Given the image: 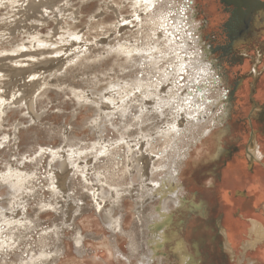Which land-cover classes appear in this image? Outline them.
Listing matches in <instances>:
<instances>
[{
	"label": "rangeland",
	"instance_id": "1",
	"mask_svg": "<svg viewBox=\"0 0 264 264\" xmlns=\"http://www.w3.org/2000/svg\"><path fill=\"white\" fill-rule=\"evenodd\" d=\"M29 1L0 0V25L3 26L0 29V58L45 49H55L57 52L20 56L17 61H5L13 68H25L38 62L36 66L42 68L29 77L14 76L9 70L0 71V94H4L10 89L14 92L8 99L5 96H0V107L2 109L0 113V174L3 171L5 172L7 166L14 165L19 166L21 172H27L31 180L28 184L29 187L21 194L22 196L16 198L19 202L16 203L15 209H23L27 214L26 219L6 226H2L6 222L0 221L2 236L8 239V242H12L8 246L0 248V264H18L20 258L27 259L30 254L38 251L41 243L44 245V249L50 251L49 259L51 261L49 264H134L136 259L129 252L128 243L130 238L127 235L134 233V235H137L135 237L140 240L141 234L138 232L141 233L142 229L145 230L146 227L144 221L141 224V220H137L136 211L138 206L134 202L135 199L130 196L134 192L131 193L128 190L131 187L138 188L137 185L140 179L138 178L135 159L128 165V170H125L122 163L124 159L118 156L121 155L122 157L126 140H132L130 141V145L133 146L132 149L139 151V154H135L136 157L141 154L146 155L147 152L140 150V140L135 145L134 135L127 136L123 141L117 139L123 123L118 99L115 103L110 104L111 108L100 111L101 113H109L105 117L103 115L97 116L95 111L96 102L93 99L100 98V93H103L104 97L100 102L102 104L108 102L106 97L111 93V90L100 91L98 89V91H94V87H105L110 80H121L122 75L128 71V69L120 70L119 66L112 63L110 60L111 55L107 54L105 50L107 47L106 42L115 37L128 36L131 32L123 34L122 31L112 29L115 26L114 24L118 22L114 10V2L117 0H55L54 6L43 7L37 13L40 20L28 16L29 12L32 11L27 8ZM35 1L38 2L39 0ZM200 2H203L201 7H196V10L200 9L199 19L202 15L205 17L211 16L208 20L209 23L214 16V22H211L213 24L216 22L215 17L218 16L220 20L221 14L218 7L212 13L207 8L208 2L203 0ZM122 13L123 15H129V12L125 10ZM59 21H64V27L58 30L59 34L54 35ZM200 21L202 22V19ZM15 28L17 29L16 32ZM209 28H205V33L209 32L207 30ZM131 29L135 30V26ZM33 31L37 32L38 38L42 40L34 46L30 44L32 37L36 35ZM70 32H73L76 36L68 37L67 33ZM61 38H65V40L60 41ZM15 40L24 44L18 46L19 51H11L13 46L8 45L9 42ZM75 42L76 44L72 45ZM250 50L245 47L239 52L248 54L251 52ZM257 50L259 51V48L256 49V53L254 52V65H258L256 63ZM233 54V57L239 55V53L234 52ZM98 57H102V59H97ZM44 58H56L55 60L65 58L66 63L60 70L50 71L51 68L48 70L45 64L39 63ZM224 65L225 73L232 81L228 71L241 70L240 66L234 62L231 63V60ZM227 66L229 67L226 68ZM249 69L241 71L248 72ZM259 71L263 72L264 66H260ZM56 78H60L58 83L53 81ZM39 79H45V83L34 94L37 100V108L36 111H32L28 107V99L24 95L25 84ZM93 82H96V85ZM72 84H76L75 90L84 92L86 97H76L70 90ZM92 91L93 93H91ZM243 100L242 98L241 103L244 102ZM133 110L128 112L131 117L135 115ZM240 110L238 109L239 113H235L234 117L226 122V126L232 124V130L229 133L227 132L223 136L224 132L222 131L219 134V131H217L219 128H215L211 134L202 138L201 142L199 141L191 147L190 155L185 159V165L182 169L180 178L188 190L186 196L188 198L205 197L210 207V213L204 219L196 212L186 208H184L186 210L182 209V213L179 211L175 215L174 228L181 233V236L186 237L189 246H192L193 249L194 239L199 238L186 234L190 224H192L190 229L192 233L199 230V224L195 225L193 221L196 222L197 218L200 217L199 222L204 223L201 229L203 228L202 230L205 232L209 231L205 235L206 242L201 241L204 242L203 245L200 243V246H198L200 252L198 253V250L195 252L198 264L218 262V259L216 260L213 255H217L219 250H216V248L222 244V242L219 244L215 242L220 234L218 231H220L219 219L221 215L220 212L215 213V208L218 205L215 193L219 192L216 191V186L220 182L221 172L225 165L232 162L229 156L226 157L224 162L222 161L224 158L222 156L223 148L230 145L234 147L239 145L241 148L246 145L245 147L248 148L250 147L249 143L254 142L257 131L262 130L261 132L264 135V129L260 125L253 123L254 127L252 128L251 121L248 123V119H253L254 115L250 111L241 113ZM236 115L244 118L242 125L233 122L237 118ZM241 126L243 127L241 128ZM134 129V126L129 127V131ZM218 136H222L217 139L219 146L223 147L222 153H219L221 150L216 151V147L206 152L205 144L207 145L209 142L213 144L217 141L216 138H219ZM244 137L246 138L245 142ZM99 138H101L100 142L102 143L100 145L103 146V151L92 158L93 154H90V148L86 146L96 143ZM206 140H209L208 143L205 142ZM67 144H70V146ZM71 149L74 150L72 153L67 151ZM235 151L238 152L239 149L236 148ZM66 155L73 160V165H77V168L70 173L67 180L71 183L69 189L62 190L56 183V175L61 170L59 162L63 161ZM251 159L249 157L245 158L247 171L252 169L253 159L252 161ZM111 160L113 161L112 164ZM98 168L100 169L98 170ZM108 170L113 171L112 178L116 181L122 180L123 170H125L124 176H127V179L124 180L125 183L116 186L109 185L104 181H96L97 173L101 178H105ZM52 176L54 178L50 179ZM129 177L131 178L129 179ZM107 178H110V176L107 175ZM6 184V181L0 178V212L8 214L11 213V210L7 208V203L10 204V201H8L9 195L6 194ZM102 187L112 193L113 188H118L119 196L115 198L113 195H106L102 192ZM149 200H145L143 206L139 208L144 214L150 210L153 211L152 208L154 209L158 205L155 202L156 199ZM151 204L155 206L153 207ZM109 209L113 210L114 219H118L120 223L122 221L123 231L118 227L111 229L104 223L103 215ZM184 221L185 225H182ZM214 222L218 223V228L214 226ZM13 225L18 228L9 229ZM11 232L16 233L14 235L15 240L11 239ZM76 235L81 238L78 245L74 243ZM5 245H7V242ZM118 246L122 248L121 254L117 252ZM169 248H167L165 254L169 255L171 264H175V255ZM220 249L223 250L222 246ZM230 255V258H232L234 254L230 253ZM127 260H129V263ZM170 262H163V264H170ZM219 264H224L223 260L219 259Z\"/></svg>",
	"mask_w": 264,
	"mask_h": 264
},
{
	"label": "bare ground",
	"instance_id": "2",
	"mask_svg": "<svg viewBox=\"0 0 264 264\" xmlns=\"http://www.w3.org/2000/svg\"><path fill=\"white\" fill-rule=\"evenodd\" d=\"M200 1L202 0H117L114 2V10L118 22L114 24L115 26L113 25L114 28L112 29H115V31H122L123 34L129 31L131 33L128 36H119L110 41L108 40L106 42L107 47L105 50L107 54L111 55L110 60L113 64L119 66L120 70L128 69V71L122 75L121 80H110L105 87H94V91H98V89H100V91L105 89L111 90V93L106 97L108 102L103 104L100 102L104 97L103 93H100V98L93 99H95L96 102L95 111L97 116L103 115L104 117L109 113H101L100 111L111 108L110 104L115 103L118 99L117 102H119L121 106L123 123L121 125V130L117 135V139L123 141L127 136L134 135L133 141H135V145L140 140V150L147 152L146 155L141 154L136 157L135 154H139V151L132 149L133 146L130 145V141L132 140H126L123 149L124 153L122 157L121 155L118 156L124 159L122 163L124 164L125 170H128V165H130V162L135 159L137 162L138 178L140 179L137 185L138 188L131 187V189L128 190L131 193L134 192L130 194V196L135 199L134 202L138 206L136 211L138 216L137 220H141V224L144 221L146 227L145 230L142 229L141 233L138 232L141 234L140 240L135 237L137 235H134V233L131 235L126 234L130 238L128 243L129 252L136 259L134 264L168 263L171 260L169 255L165 254V251L169 247V249H171L170 251L175 255V264H198L195 252H197L200 243L203 245L204 242L202 243L201 241L206 240V232H209H205L202 230L203 228L201 229L204 223L201 222L203 223L201 224L199 218L202 217L204 219L207 217L210 213V207L205 197L188 198L186 196L188 190L180 178L182 169L185 165V159L190 155L191 147L195 146L197 142H201L202 138L211 134L215 128H219V130H217L219 131V134L223 131L225 133L222 134L223 136L226 135L227 132L229 133V131L232 130V124L226 126V122L230 121L235 113H239V111H237L238 109H241V113L250 111V113L254 115L253 119L250 118L252 128L254 127L253 123H255L264 129V105L261 104L262 106H260L257 102H254V100H258L259 103L264 101V72L259 71L262 61L257 66L255 65L256 74L259 75L255 84L256 92L252 95L253 105L251 106L252 103L248 101V91H250L248 84L249 79L243 81L241 89L237 93L238 95L236 94V100L240 97V93L243 95L244 102L238 103L235 99L230 102L229 91L231 87L230 83L232 81L229 80L223 67L226 62L229 63L230 60H232L234 54L232 51L230 55L228 54L225 58L223 57L219 59L218 56L222 54L220 50L214 51L213 53L210 52V44H207L206 40V42L204 41L207 37V35H205V29L202 28V22L198 18L200 9L196 10V7H201V4L203 3ZM248 1L251 2L253 0ZM54 2L55 0H39L38 2L30 0L27 8L32 11L29 12L28 16L40 20V18L37 17V13L40 12L43 7L47 8L49 7L48 5L54 6ZM204 2H208L207 8L212 11V13L216 10V7H219L217 0H205ZM253 4L254 2L252 5ZM124 10L129 12V15H123L122 12ZM226 10V13L220 12V20H224V18L228 16L230 9ZM215 19L218 21V16L215 17ZM213 20L214 16L211 22H214ZM252 21L254 26H264V8L261 6L259 7L258 5V10L255 12ZM211 22L209 21L208 23L209 26H211L210 28H212L213 25ZM63 23L64 21H59L57 23V31L54 35L59 34L58 30L61 27H64ZM133 26H135V30L131 29ZM2 28L3 26L0 25V29ZM109 29H111V27H109ZM16 31L17 29L15 28V32ZM34 34L36 35L32 37V41L30 42L33 46L42 41L38 38L37 32H34ZM67 34L68 37L76 36L73 32ZM260 38L262 37H259L258 39ZM64 40L65 38H61L60 41ZM217 41L220 42V40ZM253 43L254 45L257 44L255 41ZM74 44H76V42L72 45ZM8 45L13 46L11 51H19L18 46H23L24 44L15 40L9 42ZM211 45L213 46L212 43ZM260 47H262V45H260ZM236 48L240 49L242 48V45L239 44ZM111 49H122V51L113 53L110 51ZM54 52H57V50L45 49L35 52H24L17 56L1 57L0 71L9 70L14 76L29 77L42 68L36 66L38 62L36 64L32 63L25 68H13L11 65L5 63V61H17V58L20 56L41 55ZM257 52L260 53L258 50ZM234 53H239V51H235ZM252 57L254 58V55ZM55 59L44 58V60H40L41 62L39 63L45 64L48 70L51 68L52 70L50 71H57L63 67L66 63V59ZM249 64L248 60L244 59L243 63L239 65L240 69H249L251 67ZM44 80L45 79H39L25 84L26 89L24 90V95H26V98L28 99V107L32 111H36L37 108V100L34 94L45 83ZM59 80L60 78L53 79V81L57 83ZM93 84L96 85V82H93ZM76 86V84L70 86L71 92L78 98L86 97L84 92H77L75 90ZM13 93V90L10 89L4 94H0V96H5L8 99ZM91 93H93V91ZM22 97L24 98V96ZM130 110L134 111L135 115L133 117L128 113ZM1 111L2 109L0 107V113ZM258 117L262 119L259 120L257 119ZM130 126H134L135 129L129 131ZM261 131L262 130L257 131L254 142L250 144L251 150H248V152L252 154L254 159L264 161V135ZM221 137L216 138V140ZM243 140L245 142L246 138L244 137ZM100 141L101 138H99L96 143L86 146L90 148V154H93L92 158L95 157L94 155L103 151V146L100 145L102 142ZM208 141L206 140L205 142L208 143ZM67 145L70 146V144ZM245 146L242 148L239 145L235 147L239 149L238 152L232 150L234 148L233 145L228 146L231 150L222 147V153V148L219 146L218 140L213 144L210 142L207 145L205 144L206 152H209L213 147H216V151L219 152V150H221L219 153H222V156H231L232 162L225 165L222 172L220 170V182L216 186V191L218 190L219 192L215 193L218 201L215 213H223L226 218L224 219L226 221L225 223L231 225L232 230H234V234L232 235L235 236L236 239L238 236L241 237L243 235L239 234L240 232L245 231L248 223L232 218V211L235 209V205L240 204L245 212L251 213L252 206L254 204L257 205L264 197V170L253 162L252 173L247 171ZM67 151L72 153L74 150L71 149ZM112 155H114V153H112ZM112 163L113 161L111 160V164ZM59 165L61 170L59 171L60 173L58 172L59 174L56 175V183H58L60 189L67 190L71 184L67 180L69 179L70 173L75 171L77 165H73V160L67 155L63 161L59 162ZM18 167L9 165L5 168V172L3 171V173L0 174L1 180L6 181L7 183L6 194L9 195L8 201H10V204L7 203V208L11 210V213L8 214L0 212V221L6 222V224H2V226L23 221L27 217V214H25L23 209L16 210L15 206H17L16 203L19 202L16 198L20 196L27 187H29L28 184L31 180L29 179V174L27 172H21V168ZM99 169L100 168H98V170ZM125 170H123L121 181H116V179L112 178L114 173L109 170L107 171V175H109L110 178H107V175H104L105 178H101L97 173L96 181H104L109 185L116 186L124 184V180L127 177L124 176ZM53 178L54 176L50 179ZM130 178L131 177H129V179ZM239 185L242 187L246 185L247 199L234 198L232 195L228 196V192L226 193L223 190L224 188H232ZM104 188L102 187V192L106 195H113L115 198L119 196L118 188H113V193L108 192V190H105ZM149 199H156L155 202H157L158 205H154V207L151 204V206L154 207V209L152 208L153 211L150 210L144 214L139 208L143 206L145 200ZM184 208L190 209L196 212L197 215H200L196 222L193 221L195 225L199 224L198 229H200L192 233L190 231L192 224H190L189 229L186 232V234H191L194 238H199L194 239L195 250L191 248L192 246H189L186 237H183L184 235L181 236V233L174 228L176 212L180 211L182 213V209ZM113 209L115 210V208ZM103 221L109 228L115 229L118 227L123 231L121 227L122 221L120 223L118 222V219H114L112 209H109L104 213ZM217 224L218 223L214 222V226L217 227ZM237 224H239V226L235 231ZM15 225L11 226L9 229L18 228ZM182 225H185V221ZM134 229L132 230L134 231ZM251 230L255 231V228ZM218 232H220V234L217 236L218 238L215 242L217 244L222 242V244L216 248V250H219V253L217 252V255H213L216 260L218 259V262H215L214 264H219V259L223 260L224 264H246V261L248 264H252L253 260L251 258L247 260L245 257L247 254L245 256L243 254L241 256L236 255L238 251L235 248L236 246H234L235 243L233 244V242H230V239L232 238L230 233L232 232L227 233L232 251L231 253L234 254L232 255V258H230L231 255L229 250L224 247L225 243L221 233L222 231ZM2 233L3 232L0 230V248L6 247L8 244L12 243L8 242L9 240L4 238ZM10 235L11 239H16V237H14V235H16L15 232H11ZM6 242L7 245L4 246ZM80 242L81 238L76 235L74 237V243L78 245ZM43 246L44 245L41 243L38 251L34 254H30L27 259L24 257L20 258L18 264H49L51 261L49 259L50 251L44 249ZM221 246L223 250L220 249ZM117 252L119 254L122 253V248L120 246L117 247ZM199 252L200 251L198 250V253ZM261 255L263 256V253H261ZM127 262L129 263V260H127Z\"/></svg>",
	"mask_w": 264,
	"mask_h": 264
},
{
	"label": "flooded vegetation",
	"instance_id": "3",
	"mask_svg": "<svg viewBox=\"0 0 264 264\" xmlns=\"http://www.w3.org/2000/svg\"><path fill=\"white\" fill-rule=\"evenodd\" d=\"M251 2L252 3L254 2V4L252 5ZM251 2H249L248 0H217V4H219L218 9L220 12L226 13L227 11L226 9H230L229 10L230 12L228 13V16L224 18V20L221 19L218 22L216 20V22L213 24V27L207 29L209 32L205 34L208 36L204 39V41L206 40L207 44H210V52L213 53L214 51H218V50L221 51L222 54L218 56L219 59L223 57L225 58L226 55L228 54L230 55L232 51L233 52L241 51V49L245 47L247 49H251L250 50L251 53L249 52L248 54H245L244 52L242 53L239 52V55L236 54L238 56L233 57L231 60V63L234 62L238 66L243 63V59L248 60V62L252 65L251 69H249L248 72L236 69L233 72L228 71V74H230L231 80H232V82L230 83L231 87L229 91L230 102L233 101L234 99L238 103L241 102L243 95L239 93L240 97L237 98L236 100V94L241 89V85L243 81L249 79L248 84H249L250 91H248V101L252 103L251 104L252 106L253 105L252 95L255 94L256 92L255 84L257 82V78L259 74H256L255 65L253 63L254 58L250 54L254 55L256 53V48H259V52H260L257 55L258 58L256 59V63L260 64L262 61L261 66H264V52H263L264 51V38H263L264 37V26L263 25L254 26V23L252 20L254 19L255 12L258 10V5L259 7L261 6L262 8H264V0H255V1L253 0ZM210 18L211 16L205 17L204 15L200 17V19H202V24H201L202 28L204 29L208 28L209 26L208 20H210ZM259 37H262V38L258 39ZM217 40H220V42H218ZM254 41L257 44L254 45L253 43ZM211 43L213 44V46L211 45ZM239 44L242 45V48L240 49L236 48V46ZM260 45H262V47H260ZM228 67L229 66H227L226 68ZM254 102H257V104H259L260 106L264 105V101L259 103L258 100H254ZM236 117L237 118H235L233 122L242 125L244 118H240L238 117V115H236ZM257 119L261 120L262 118L260 119L258 117ZM249 121L250 120L248 119V123ZM242 127L243 126H241V128ZM224 148L231 150V148L228 146H225ZM232 150L235 151L236 148L234 147ZM245 154L248 155L249 158H254L252 154L248 151H245ZM225 158H226V155L222 159L223 162L225 161L224 160Z\"/></svg>",
	"mask_w": 264,
	"mask_h": 264
},
{
	"label": "crops",
	"instance_id": "4",
	"mask_svg": "<svg viewBox=\"0 0 264 264\" xmlns=\"http://www.w3.org/2000/svg\"><path fill=\"white\" fill-rule=\"evenodd\" d=\"M257 130V129H256ZM250 145V143H249ZM251 150V148H247L246 151ZM264 155V153H263ZM231 157V156H229ZM246 158H248V155H245ZM253 159V161H252ZM251 161L252 163H256L258 167H261V169L264 170V161L261 162L259 159L254 161V158H252ZM249 161V160H248ZM248 161H247V166H248ZM249 167V166H248ZM250 169V168H249ZM248 169V170H249ZM252 173L251 171H248ZM246 186V185H245ZM242 187V186H234L232 188H224L223 190L228 194V196L232 195L234 198H239V199H247V187ZM239 187V188H238ZM235 188V189H234ZM241 188V189H240ZM229 189V190H228ZM231 190V191H230ZM235 209L232 211V218L233 219H239V221H243L245 223H248V226H246L244 232L236 233L239 235H242L241 237L238 236L236 239L235 236L232 234L234 230H232V227L229 223H225L226 221L224 219L225 216L223 213L220 215L219 219V228L220 231H222V235L224 238V243L226 249L229 250V253H231V247L230 243L228 241L227 233H230L232 238L230 239V242L236 246L237 256H241L242 254L245 256L246 254V259H252V264H264V197L262 200L256 205L254 204L252 206V211L251 213L245 212L243 207L240 204H236ZM224 212V211H223ZM224 216V217H223ZM239 224L236 225L235 231L238 228ZM255 228V231H252L251 229ZM218 228V227H217ZM219 230V229H218ZM225 233V234H224ZM246 236V237H245ZM245 237V238H244ZM239 243V244H237ZM237 244V245H236ZM222 252V251H221ZM263 253V256L261 255ZM242 259V258H241ZM246 264L247 261L245 262Z\"/></svg>",
	"mask_w": 264,
	"mask_h": 264
},
{
	"label": "snow or ice",
	"instance_id": "5",
	"mask_svg": "<svg viewBox=\"0 0 264 264\" xmlns=\"http://www.w3.org/2000/svg\"><path fill=\"white\" fill-rule=\"evenodd\" d=\"M111 52L115 53V52H120L122 51V49H111ZM59 55V53H57ZM97 59H102V57H98Z\"/></svg>",
	"mask_w": 264,
	"mask_h": 264
}]
</instances>
